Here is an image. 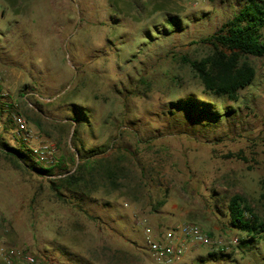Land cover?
<instances>
[{"label": "rangeland", "instance_id": "obj_1", "mask_svg": "<svg viewBox=\"0 0 264 264\" xmlns=\"http://www.w3.org/2000/svg\"><path fill=\"white\" fill-rule=\"evenodd\" d=\"M244 2L0 0V144L19 146L22 115L27 146L51 148L57 178L103 163L87 196L59 195L0 151V264H153L140 219L247 239L231 225L236 195L264 221V57L243 58L257 74L237 102L205 92L183 62L213 53L205 39ZM191 99L219 119L187 125ZM104 166H118L117 187ZM238 245L198 247L179 264H264V233Z\"/></svg>", "mask_w": 264, "mask_h": 264}, {"label": "trees", "instance_id": "obj_2", "mask_svg": "<svg viewBox=\"0 0 264 264\" xmlns=\"http://www.w3.org/2000/svg\"><path fill=\"white\" fill-rule=\"evenodd\" d=\"M178 25L176 18L168 20V27H178ZM263 30L264 0H245L237 14L227 21L218 33L205 39L207 43L213 45V53L201 60L193 61L185 58L183 62L190 65L200 78L205 92L237 102L240 99V92L252 85L257 74L255 67L243 61V58L264 57ZM184 106L190 113V118L186 116L187 125H202L208 120H216L220 117L219 112L211 104L191 99ZM18 145L13 147L1 143L0 151L10 159L16 169L27 168L51 179L50 182L53 183L58 194H61L60 191L63 189L80 192L87 196L91 192L88 186L93 183L94 174L100 169L99 165L103 164L102 160L89 159L80 164L74 173L57 178L55 167L41 163L24 141L18 142ZM55 165L61 166L59 163ZM104 167V174L116 186L120 172L118 166ZM228 212L232 227L247 236V239L239 240V245L250 244L257 236L264 233V221L243 197L239 195L232 197Z\"/></svg>", "mask_w": 264, "mask_h": 264}, {"label": "built area", "instance_id": "obj_3", "mask_svg": "<svg viewBox=\"0 0 264 264\" xmlns=\"http://www.w3.org/2000/svg\"><path fill=\"white\" fill-rule=\"evenodd\" d=\"M14 124L16 125L17 135L27 145L29 139L28 123L24 116L15 115ZM34 154L41 163L48 162L49 155L52 154L51 148L41 146L32 148ZM144 233L145 244L152 258L153 264H179L189 253L198 247H207L211 250L228 249L231 245L240 243L239 238L235 237L229 241L214 238L203 228L195 223L186 222L176 227L165 230L164 232H155L148 224L147 219H140L136 222ZM30 263H35V258L29 257Z\"/></svg>", "mask_w": 264, "mask_h": 264}]
</instances>
